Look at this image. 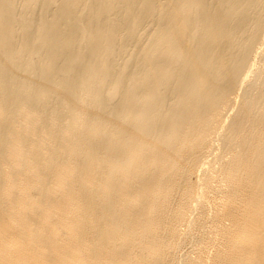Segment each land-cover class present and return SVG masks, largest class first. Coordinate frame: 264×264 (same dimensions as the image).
<instances>
[{"label": "bare ground", "instance_id": "obj_1", "mask_svg": "<svg viewBox=\"0 0 264 264\" xmlns=\"http://www.w3.org/2000/svg\"><path fill=\"white\" fill-rule=\"evenodd\" d=\"M0 264H264V0H0Z\"/></svg>", "mask_w": 264, "mask_h": 264}]
</instances>
